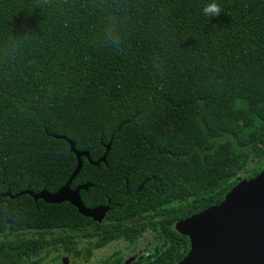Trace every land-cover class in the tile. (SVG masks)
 <instances>
[{
    "label": "trees",
    "instance_id": "1",
    "mask_svg": "<svg viewBox=\"0 0 264 264\" xmlns=\"http://www.w3.org/2000/svg\"><path fill=\"white\" fill-rule=\"evenodd\" d=\"M62 136L92 162L110 144L71 183L89 184L87 208L109 204L107 223L15 196L64 185L77 158ZM263 169L264 0H0V264L57 246L88 259L147 229L171 264L189 248L175 222Z\"/></svg>",
    "mask_w": 264,
    "mask_h": 264
},
{
    "label": "water",
    "instance_id": "2",
    "mask_svg": "<svg viewBox=\"0 0 264 264\" xmlns=\"http://www.w3.org/2000/svg\"><path fill=\"white\" fill-rule=\"evenodd\" d=\"M61 138L69 143L77 158V165L64 185L55 192L25 190L15 196L26 193L46 203L68 202L82 216L101 221L109 204L87 208L80 191L87 190L89 184L71 188V183L80 171L82 156L96 166L105 161L110 144L103 156L92 162L87 151H78L73 141ZM176 229L188 238L190 246L177 264H264V169L253 177L241 178L221 202L179 220Z\"/></svg>",
    "mask_w": 264,
    "mask_h": 264
},
{
    "label": "flooded vegetation",
    "instance_id": "3",
    "mask_svg": "<svg viewBox=\"0 0 264 264\" xmlns=\"http://www.w3.org/2000/svg\"><path fill=\"white\" fill-rule=\"evenodd\" d=\"M105 216L103 217L101 221H94V220L93 221L98 224L107 223L108 220L105 219ZM129 222L131 224H134L136 222V219H129ZM164 223H167V222H164ZM176 223L177 221L173 225V229L175 231H177ZM96 231H99L101 235V230H96ZM101 237L99 236L98 232H96L93 235V241L97 243ZM144 237L146 239V243H144L142 248H138L139 243H141V240ZM167 242L168 240L164 235L155 232L153 229H147L143 231L141 234H139L138 237L135 239V241H133L132 243L126 242L124 240H113L109 243L103 244V246L93 248L90 250V257L92 255V251L94 250L107 248L109 245H113L115 247L116 246L119 247V245H121L119 248L113 249V251L110 254L102 257L98 261L97 264H112V261L118 260L119 256L117 257L113 255V253H117V252L121 253L120 255L122 257L121 263H125V264L126 263H129V264L136 263L137 264L138 263L137 261H140L142 259L141 262L138 264H158L157 257H160V258L167 257V254L169 253V247L171 245H169ZM172 252L174 253V250ZM184 256H182L179 260H176L175 262L171 264H177ZM109 257L112 258L113 260H108L107 258Z\"/></svg>",
    "mask_w": 264,
    "mask_h": 264
},
{
    "label": "rangeland",
    "instance_id": "4",
    "mask_svg": "<svg viewBox=\"0 0 264 264\" xmlns=\"http://www.w3.org/2000/svg\"><path fill=\"white\" fill-rule=\"evenodd\" d=\"M242 176V175H240ZM26 236H38L36 233H27ZM12 238V237H10ZM146 243L145 237L139 243L138 248H142V246ZM121 245H119L120 247ZM118 246L109 245L107 248H102L98 250L92 251V255L90 258L86 259L84 256L86 255L85 245H81L79 249V255L68 252L66 248L62 246H57L54 249L49 250L48 252H43L42 255H45L40 264H97L98 261L110 254L113 249L119 248Z\"/></svg>",
    "mask_w": 264,
    "mask_h": 264
},
{
    "label": "clouds",
    "instance_id": "5",
    "mask_svg": "<svg viewBox=\"0 0 264 264\" xmlns=\"http://www.w3.org/2000/svg\"><path fill=\"white\" fill-rule=\"evenodd\" d=\"M203 13L204 15L209 17L219 16V14L221 13V8L217 3L211 2L204 6Z\"/></svg>",
    "mask_w": 264,
    "mask_h": 264
}]
</instances>
